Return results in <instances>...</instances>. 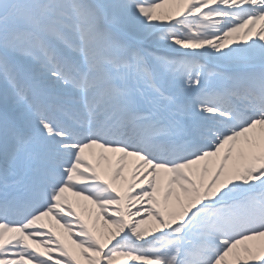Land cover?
I'll use <instances>...</instances> for the list:
<instances>
[{
  "label": "snow or ice",
  "instance_id": "1",
  "mask_svg": "<svg viewBox=\"0 0 264 264\" xmlns=\"http://www.w3.org/2000/svg\"><path fill=\"white\" fill-rule=\"evenodd\" d=\"M0 264H264V0H0Z\"/></svg>",
  "mask_w": 264,
  "mask_h": 264
},
{
  "label": "rangeland",
  "instance_id": "2",
  "mask_svg": "<svg viewBox=\"0 0 264 264\" xmlns=\"http://www.w3.org/2000/svg\"><path fill=\"white\" fill-rule=\"evenodd\" d=\"M59 231H61V232H62L63 230H62V229H59Z\"/></svg>",
  "mask_w": 264,
  "mask_h": 264
},
{
  "label": "bare ground",
  "instance_id": "3",
  "mask_svg": "<svg viewBox=\"0 0 264 264\" xmlns=\"http://www.w3.org/2000/svg\"><path fill=\"white\" fill-rule=\"evenodd\" d=\"M70 195V194H69Z\"/></svg>",
  "mask_w": 264,
  "mask_h": 264
}]
</instances>
